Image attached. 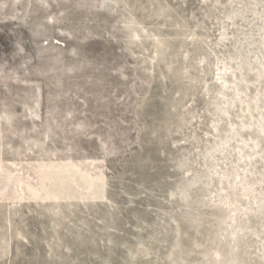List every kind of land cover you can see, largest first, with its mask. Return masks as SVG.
<instances>
[{"label": "rangeland", "instance_id": "obj_1", "mask_svg": "<svg viewBox=\"0 0 264 264\" xmlns=\"http://www.w3.org/2000/svg\"><path fill=\"white\" fill-rule=\"evenodd\" d=\"M0 264H264V0H0Z\"/></svg>", "mask_w": 264, "mask_h": 264}]
</instances>
